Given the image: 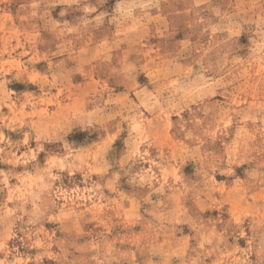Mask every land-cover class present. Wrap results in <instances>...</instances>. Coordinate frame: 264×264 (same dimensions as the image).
Here are the masks:
<instances>
[{"label":"clouds","instance_id":"obj_1","mask_svg":"<svg viewBox=\"0 0 264 264\" xmlns=\"http://www.w3.org/2000/svg\"><path fill=\"white\" fill-rule=\"evenodd\" d=\"M0 264H264V0H0Z\"/></svg>","mask_w":264,"mask_h":264}]
</instances>
